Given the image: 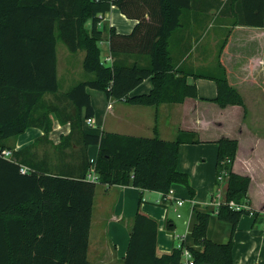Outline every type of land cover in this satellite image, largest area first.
I'll list each match as a JSON object with an SVG mask.
<instances>
[{"label":"trees","instance_id":"16d2710c","mask_svg":"<svg viewBox=\"0 0 264 264\" xmlns=\"http://www.w3.org/2000/svg\"><path fill=\"white\" fill-rule=\"evenodd\" d=\"M191 3L192 0H0V152L12 151V160L0 156V264H89L96 187L95 182L87 180L92 166L87 155L90 146L99 147L93 167L99 183L163 194L174 185H182L195 197L190 177L178 170V163L181 144L199 143L196 133L181 131L169 141L157 135H96L83 129L84 120L95 115L88 89L131 105L159 106L198 99L197 87L189 84L188 78H202L217 86V96L209 101L220 108L245 107L221 61L228 38L220 46L213 72L187 71L177 66L171 42ZM113 6L127 18L139 21L131 33L120 34L102 24ZM230 6L234 25L264 26V0H230ZM105 33L112 64L103 63L100 43ZM59 41L71 53L85 51L83 69L91 75L63 94L59 93L57 73ZM148 78L152 80V90L130 96ZM46 94H53L56 102L44 101ZM246 113L245 110V116ZM52 115L71 124L69 135L54 146L69 157L62 171L49 169L48 152L40 154L38 149L41 146L48 151ZM29 127L41 128L44 136L15 151L11 142ZM216 144L217 182L220 184L218 176L223 173L228 177L224 186L226 203L218 207L216 218L230 226V235L226 243L210 239L212 212L194 210L191 231L182 243L191 252L194 264H235L232 235L241 217L250 214L249 210L237 211L229 206L231 201L245 205L252 181L249 176L233 172L238 141L221 137ZM20 165L32 171L22 174ZM171 224L167 220L165 227L172 230ZM159 227L156 219L141 210L137 212L124 264H184L182 248L158 252Z\"/></svg>","mask_w":264,"mask_h":264},{"label":"crops","instance_id":"0c3cea01","mask_svg":"<svg viewBox=\"0 0 264 264\" xmlns=\"http://www.w3.org/2000/svg\"><path fill=\"white\" fill-rule=\"evenodd\" d=\"M225 4H227L226 7L224 6ZM230 9V0H192L191 7L186 9L182 15V25L174 32L171 51L178 62L177 66L187 71H193L196 67L201 66V62H203L202 54H195L196 50L193 51L188 43L189 38L190 36L203 34L207 28L213 27V19L221 15L223 19L231 21V25H225L220 22V27L229 26V35L232 37L236 36V41L238 42L232 45L233 50L230 55L228 54L229 52L227 53L228 48L231 46L229 44L222 54V63L226 67L229 83L232 85L230 68L238 64L242 69L244 84L254 85L258 82V77H264V58L260 57L259 54H244V51H252L251 49L260 51L261 48H264V26L234 25L233 20L235 17ZM138 23L137 19L127 18L116 6H113L110 12L104 15L102 21V24H105L108 28H115L120 34L131 33ZM90 26L91 24L88 23L87 28L89 29ZM105 36L100 46L103 52H106L105 56H107L110 55L108 33H105ZM106 45L108 46L107 51L104 49ZM79 52L85 53L84 50L70 53L77 54ZM202 53H206V50L202 51ZM64 57L66 61L59 64V71H61L64 83L71 84L75 79L74 74L77 71V67L73 64V56L64 53ZM252 58L259 59L258 66L260 69L262 68V73L256 74L251 68H248ZM129 61H133V58H130ZM57 73L59 93L63 94L81 82L74 83L69 87H62L59 79L58 61ZM89 77L91 75H88L87 78ZM188 83L196 85L198 99L187 98L183 103L162 104L159 106L131 105L124 100L109 99L105 92L95 89L87 90L91 97L95 115L93 117V125H88L87 119L84 120L83 129L86 133L101 135L102 132H107L104 124L108 115L115 128L112 133L141 136L137 132H146V137L157 135L161 139L171 141L176 139L181 131H186L196 133L199 140V143L196 144L185 143L180 145L178 170L189 175L191 185L195 190V197L192 198L188 190L185 189L186 187L181 189L182 185L173 186L177 198L184 201L182 206H177L174 202L169 201L161 192L141 190L133 186H109L95 181L96 186L100 184L102 187H95L89 236V264H124L130 242V227L133 218L139 210L159 222L157 245L159 253L171 252L180 242L179 238L184 236L187 231H191L194 210L212 212L209 238L218 243L227 242L230 235V226L227 223V225L219 223L225 222L216 218L218 208L215 206V203L219 201L225 202V185L219 184L216 179L218 152L216 141L221 137L238 141V151L233 164V172L251 178L252 181L245 206L248 210L257 212V215H243L232 235L234 263L264 264V121L262 118L264 116V107H253L256 110L255 114L258 113L257 115H260L258 118L255 117L254 122L252 121V108L248 106L246 101L245 105L248 109L246 117L245 110L241 106L230 105L226 108H221L240 111L241 124L233 133H225L213 139H206L193 126H189L185 122V126H182L183 116H186L184 115L186 111L191 116H194L198 113L201 105L209 108L217 105L209 101L217 96V86L212 80L194 79L193 77L188 78ZM152 88L151 78L145 79L130 92V96L148 94ZM239 93L245 99L242 92ZM55 100L56 98L53 94L44 96V101H48V103H55ZM142 107H149L154 110H146V108ZM153 114L155 115L154 119H152ZM52 117L53 127L48 135V168L51 170L57 168L62 171L66 169L69 157L66 154L63 155L61 151H56L54 146L59 145L62 138L69 135L71 124L69 122H60L54 115ZM122 126L126 133L119 131ZM248 134L250 138L253 137L254 139L245 140ZM43 136L44 131L41 128L29 127L24 133L16 137L11 144L14 146L15 151H18L32 145ZM98 151V146L88 147L87 155L89 162L92 164L87 175L88 181H91L88 176L93 172ZM66 152L68 154V149L65 150ZM207 157H209V163ZM206 166L209 167L208 172L205 170ZM219 187L222 188L220 198H218ZM198 192L200 195H198ZM172 209L176 212V216L180 214V217H177L181 219L183 218L182 210H185L187 218L181 225H177L172 219L170 215L171 212L173 213ZM215 219L219 222H216ZM167 220L172 222L171 225H174L172 230H168L165 227ZM212 225H214L215 230ZM179 228H181L180 232L177 231Z\"/></svg>","mask_w":264,"mask_h":264},{"label":"rangeland","instance_id":"374dc122","mask_svg":"<svg viewBox=\"0 0 264 264\" xmlns=\"http://www.w3.org/2000/svg\"><path fill=\"white\" fill-rule=\"evenodd\" d=\"M218 16H219L218 18L213 19L214 20L212 23L213 27L207 28L203 32V34H198L196 36H190V38H189L188 43L192 47L193 51L196 50L195 54L200 53V54H202V57H203L202 58L203 62H201L202 63L201 66L196 67L195 71L204 72V73L213 72L215 65H216V62H217V56L219 54L220 46L226 38H228L226 47L228 46V44L231 45L227 51V53L229 52L228 53L229 55H230V52H232V50H233L232 45L235 43H238L236 41V36L232 37L229 35V33H230L229 26L231 25L230 24L231 21L229 22L227 19H223V17L221 15H218ZM220 22H222V24H225V25L229 24V26L221 28ZM233 24H234V20H233ZM104 49H106V51H107L108 46L106 45ZM205 50H206V53H202V51H205ZM251 50L252 51H248V50L244 51L245 52L244 54H249V55L259 54L260 57L264 58V48H261L260 51H257L254 49H251ZM57 53H58L59 79H60V84L62 87H69V86L73 85L74 83L82 81L88 77L89 74H87L82 67V60H83L84 55H85L84 52H79L77 54H71L68 51V49L66 48V46L62 42L59 41L57 43ZM64 53L70 54L71 56H73L72 57V59L74 60L73 64L76 65V67H77V71L74 74L75 79L71 84H65L64 83V80L61 76V71H59V64L64 63V61H66V59L64 57ZM222 54H223V52H222ZM222 54H221V61H222ZM105 55H106V52L105 51L103 52V49H102V58H104ZM249 55H247V56H249ZM68 58H70V57H68ZM68 58H67V60H68ZM258 60L259 59H257V58L256 59L252 58L251 64L248 67V68H251L252 71H254V73H256V74L262 73V68L260 69V67L258 66V64H259ZM230 69H231L230 74H231L232 86L235 87L239 92H242V94L245 96L246 100L242 97L243 101H244V105L247 102L248 106L250 108H252L251 109L253 112L252 113V118H253L252 121L254 122L255 117L258 118L260 115H257L258 113L255 114L256 110L253 109V107L254 106H263L264 107V77L263 76L258 77L257 78L258 82L256 84L248 85L247 83L244 84V82H243L242 69H241V67L238 66V64L234 65ZM142 108H146V110H154L153 108H149V107H142ZM243 108L248 113L247 106L245 105V107H243ZM239 112L240 111H238L237 109H229V110L221 109L217 105H215L214 107H211V108H209L208 106L204 107L203 105H201L199 107L198 113L195 114L196 117H195V115L191 116L188 111L185 112L184 115H186V116H183L184 120L182 121V126H185V123H186L189 126H193V128H196L198 131H200V134L202 137H204L206 139H213L217 136L223 135L225 133L230 134V133H233L237 130V128L241 124V118H240ZM247 113H246V116L248 115ZM154 117H155V115L152 116V119H154ZM262 118L264 121V116H262ZM151 121L153 122V120H151ZM104 127H105V130L107 132L115 131V128L113 127V124H112V120L108 115H107V120L105 121ZM119 131L126 133V130L124 129L123 126L120 127ZM137 133H138V135H141V136L147 135L146 132H137ZM188 138H189V136H188ZM252 139H254V138L253 137L250 138L249 134L245 138V140H248V141L252 140ZM38 149H39L40 154H44V153L48 152V151H45V148L41 147V146L38 147ZM207 158H208V163H209V157H207ZM205 168H206L205 169L206 172H208L209 167L206 166ZM96 187L100 188V187H102V185L98 184ZM182 188H185V187L183 186V187H181V189ZM201 194H202V192H201ZM198 195H200L199 192H198ZM172 211H173V209H172ZM182 214H183V218L181 219V218H178L176 216V212L173 211V213L172 212L170 213V215L172 216V219H174V221L176 222L177 225H181L182 222L187 218L185 210H182ZM216 220L217 219H215V221ZM216 222H219V221H216ZM219 223L220 224H226V223H221V222H219ZM212 226L214 228V225H212ZM214 230H215V228H214ZM177 231L180 232L181 228H179ZM223 243H226V242H223Z\"/></svg>","mask_w":264,"mask_h":264},{"label":"built area","instance_id":"2783aa9c","mask_svg":"<svg viewBox=\"0 0 264 264\" xmlns=\"http://www.w3.org/2000/svg\"><path fill=\"white\" fill-rule=\"evenodd\" d=\"M112 61H113V59H112L111 55H107V56H105L103 58V63H105V64H112ZM86 122H87L88 125H93V118L87 119ZM0 156L4 157L6 159L12 160V151L11 150H4V151L0 152ZM31 171L32 170L29 167L24 166V165H20V172L22 174H27V173H29ZM88 178L92 182L97 181V177H96L94 171L88 176ZM218 180H219L221 185H225L227 183V181H228L227 174L223 173L222 175L218 176ZM221 191H222V188L219 187V189H218V198H220V192ZM164 196L167 199H169V201L174 202L177 206H182L184 204V201L179 199V198H177V196L175 195V191H174L173 187L170 188L168 193L164 194ZM225 203H226V201L225 202H220L219 201V202L215 203V206L218 208L220 205L225 204ZM229 206L231 208L237 210V211L242 210V209L248 210L245 205H239V204H236L233 201H231L229 203ZM249 211H250V215H253V212L251 210H249ZM177 216L180 217V214H177ZM189 233H190V231H187L184 236L180 237L179 238L180 242L177 244L178 248H182L183 249L182 258H183L184 264H194L191 252L187 248L182 247V243L186 239V237L188 236Z\"/></svg>","mask_w":264,"mask_h":264}]
</instances>
